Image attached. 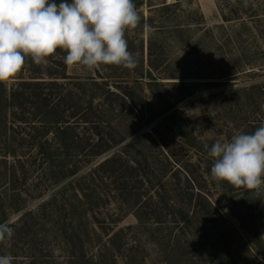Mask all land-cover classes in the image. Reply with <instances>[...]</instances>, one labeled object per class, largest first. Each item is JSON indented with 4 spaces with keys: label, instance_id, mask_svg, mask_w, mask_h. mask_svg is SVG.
Masks as SVG:
<instances>
[{
    "label": "rangeland",
    "instance_id": "rangeland-1",
    "mask_svg": "<svg viewBox=\"0 0 264 264\" xmlns=\"http://www.w3.org/2000/svg\"><path fill=\"white\" fill-rule=\"evenodd\" d=\"M134 3L141 20L136 28L126 30L125 38L138 66L128 70L100 65L88 70L75 65L67 66L66 74L81 80H105L113 90L115 84L133 85L137 90L130 99L132 107L120 103L114 111L110 104L104 107L102 136L119 141L133 134L126 142L134 140L136 145L127 158L139 162L152 181V192L169 204H179L180 200L186 206L185 195L170 192V171L184 169L193 180L194 192L211 204L204 213L214 222H196L189 228L169 216L163 225L140 226L133 212L106 186L97 193H87L89 198L82 197L80 202L68 192L72 207L67 211L60 202L39 209L43 202L51 201L60 186L36 197L50 188L44 176L29 168L24 174L20 169L18 182L13 180V160L9 158L7 167L0 164V222L13 227L0 240V256H11L12 264H264V190L257 193L213 180V160L204 147L207 144L210 149L217 139L230 140L238 132L252 133L264 122V0ZM177 26L181 29L175 30ZM65 56L58 49L41 65L28 57L22 70L3 84L9 92L22 80L49 81L48 60L55 67L64 63ZM149 64L170 67L152 73L160 86L155 87L147 76ZM180 77L198 83L195 95L182 102L179 99L186 91L175 88L173 83L180 80L172 79ZM70 80L59 82L70 87ZM169 107L183 120L179 127L162 121ZM85 128L92 134V126ZM2 154L0 143V160ZM183 184V189L188 187ZM185 209L192 211L191 207ZM27 211L35 213L34 218L16 225ZM172 245L177 251L168 254ZM182 246L189 254H183Z\"/></svg>",
    "mask_w": 264,
    "mask_h": 264
},
{
    "label": "trees",
    "instance_id": "trees-1",
    "mask_svg": "<svg viewBox=\"0 0 264 264\" xmlns=\"http://www.w3.org/2000/svg\"><path fill=\"white\" fill-rule=\"evenodd\" d=\"M223 18L227 21L224 16ZM179 29H181L179 26L175 28ZM152 49V44L149 43L150 56ZM48 61L51 62L48 66L49 81L38 78L22 80L12 85L9 92L3 82H0V143L4 148L0 164H6L7 167L8 159L13 160L10 167L12 178L17 182L20 178L18 177L20 169L24 174H28V168L33 169L32 172L41 173L47 181V187L50 185V188L38 192L36 196L38 198L46 191L60 186L51 195V201L43 202L39 209L50 202L54 204L60 202L64 211H67L72 207V199L68 198V192H72L73 197L80 202L82 197L89 198L87 193H97V190L106 186L110 188L109 191L117 194L123 207L133 212L140 226L163 225L169 216L177 218L176 222H182L189 228L196 222L199 224L201 221L214 222L211 216L209 218L204 213L211 209V204L205 201L201 193L194 192L193 180L184 169L174 167L170 171V192H179L178 197L185 195L182 198H186V206H182L180 200L179 204L175 201L169 204L159 193L155 195L152 192V181L147 173H143L139 162L127 158L136 145L134 140L126 142L133 134L124 136L119 141L114 138L107 140L102 136L105 124L104 107L110 104L112 111L115 110L116 103L132 107L130 99L137 90L133 85L124 84L126 86L124 89L122 88L124 85L115 84L116 90H113L110 83L105 80L98 82L93 78L88 80L70 78L66 74L68 65L61 63L53 67L52 60ZM162 69L166 71L170 67L148 65L147 76L155 87L161 83L152 73ZM59 79H71L69 82L71 86H65L66 84L59 82ZM172 79L180 80L173 83L175 88L186 91L179 102L195 95L198 83L186 82L182 77ZM135 82L139 83L137 80ZM172 108L169 107L163 112L166 116L162 121L179 127L178 124L183 120L176 110L172 111ZM88 125L93 127L92 134L85 131ZM178 137L183 139L184 136ZM123 143L125 144L122 145ZM120 145L122 146L112 156L80 174L93 162ZM67 181L69 182L64 184ZM183 183L188 187L183 189ZM160 184H163L161 180ZM202 201L206 205H201ZM186 207H191L192 211L186 210ZM34 216L35 213L27 211L16 225L28 223L27 220L33 219ZM3 222H0V226H4L6 230L13 227V224L7 226ZM179 249L183 254H189L184 246ZM226 249L231 252V247ZM169 250L168 254H174L177 247L172 245Z\"/></svg>",
    "mask_w": 264,
    "mask_h": 264
},
{
    "label": "clouds",
    "instance_id": "clouds-1",
    "mask_svg": "<svg viewBox=\"0 0 264 264\" xmlns=\"http://www.w3.org/2000/svg\"><path fill=\"white\" fill-rule=\"evenodd\" d=\"M140 20L134 0H0V82L18 74L26 58L41 65L58 49L66 53L68 66L133 70L138 58L128 50L125 32ZM204 147L213 160V180L264 190V122L252 133L238 132ZM6 236L0 226V240ZM0 264H12L11 256H0Z\"/></svg>",
    "mask_w": 264,
    "mask_h": 264
}]
</instances>
